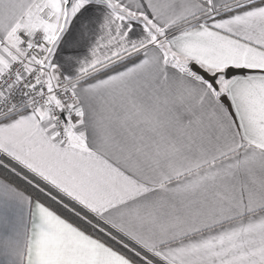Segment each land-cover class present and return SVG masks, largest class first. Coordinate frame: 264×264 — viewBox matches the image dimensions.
<instances>
[{"label":"snow or ice","instance_id":"6c2138e0","mask_svg":"<svg viewBox=\"0 0 264 264\" xmlns=\"http://www.w3.org/2000/svg\"><path fill=\"white\" fill-rule=\"evenodd\" d=\"M0 264H264V0H0Z\"/></svg>","mask_w":264,"mask_h":264}]
</instances>
